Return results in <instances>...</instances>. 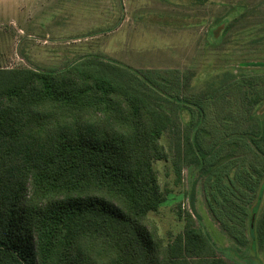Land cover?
<instances>
[{
	"label": "trees",
	"instance_id": "1",
	"mask_svg": "<svg viewBox=\"0 0 264 264\" xmlns=\"http://www.w3.org/2000/svg\"><path fill=\"white\" fill-rule=\"evenodd\" d=\"M106 60L0 68V264H232L180 207L168 241L149 220L166 201L153 168L166 132L177 182L196 165L219 228L238 249L261 245L264 64L194 92L188 72Z\"/></svg>",
	"mask_w": 264,
	"mask_h": 264
},
{
	"label": "rangeland",
	"instance_id": "2",
	"mask_svg": "<svg viewBox=\"0 0 264 264\" xmlns=\"http://www.w3.org/2000/svg\"><path fill=\"white\" fill-rule=\"evenodd\" d=\"M88 56L134 71L188 72L197 92L225 69L264 64V0H0V68L60 71ZM183 117L181 129L189 119ZM161 143L169 159L153 168L166 201L149 214L158 235L168 241L182 232L180 207L218 256L232 264H264V242L235 247L208 210L204 176L186 164L177 182L172 134Z\"/></svg>",
	"mask_w": 264,
	"mask_h": 264
}]
</instances>
